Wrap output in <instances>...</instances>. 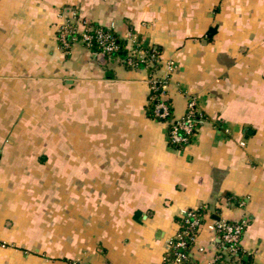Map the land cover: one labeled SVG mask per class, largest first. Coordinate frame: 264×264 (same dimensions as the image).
I'll use <instances>...</instances> for the list:
<instances>
[{
    "label": "crops",
    "instance_id": "obj_1",
    "mask_svg": "<svg viewBox=\"0 0 264 264\" xmlns=\"http://www.w3.org/2000/svg\"><path fill=\"white\" fill-rule=\"evenodd\" d=\"M68 8L160 47L173 115H206L187 144L148 114L144 66L62 46ZM186 208L191 260L165 263ZM216 217L247 218L264 264V0H0V264H212Z\"/></svg>",
    "mask_w": 264,
    "mask_h": 264
},
{
    "label": "built area",
    "instance_id": "obj_2",
    "mask_svg": "<svg viewBox=\"0 0 264 264\" xmlns=\"http://www.w3.org/2000/svg\"><path fill=\"white\" fill-rule=\"evenodd\" d=\"M60 16L63 20L57 28V39L63 47H67L73 41H80L85 46L91 48L93 45V38L101 47L102 52L115 51L118 48V44L115 42L114 34L110 30L111 27H98L94 29V32H90L92 29L88 26V20L83 18L78 10L75 8L64 9L60 12ZM128 46L130 47V55L128 58L129 64H134L132 55L137 54L142 60L145 57V53L141 48H137L140 44L139 41L132 35L128 37ZM94 53H96L93 50ZM161 51L156 46L151 47V54L148 57V63H161L160 58ZM173 65L167 64L168 72L162 75L154 73L152 78H149L151 83L150 87H156L154 84L157 78L160 80L158 85L161 91L160 99L154 104V114L158 119L170 124L168 126V140L171 145L181 146L187 144L191 137L195 134L194 129L197 123H202L204 119L200 117L202 113L201 109L197 105L194 96H188L186 102V109L181 117H175L170 112V104L164 99L165 89L168 83V73ZM242 205L244 200H240ZM199 208H186L182 209L178 215L182 218L180 228L169 240L166 252L163 255V261L165 263H181L188 257L189 248L193 247L195 240L199 233L200 227L203 224L204 215L198 210ZM247 224V218L243 217L239 220H226L224 218H211L208 223L209 229L213 233V239L222 240V242L228 244V247L232 250H236L239 246L240 237ZM200 249H202L200 247ZM173 252L171 253V251ZM192 250V249H191ZM219 255L214 254L212 263ZM74 264H79L74 262ZM224 264V263H220ZM242 264V263H239Z\"/></svg>",
    "mask_w": 264,
    "mask_h": 264
},
{
    "label": "trees",
    "instance_id": "obj_3",
    "mask_svg": "<svg viewBox=\"0 0 264 264\" xmlns=\"http://www.w3.org/2000/svg\"><path fill=\"white\" fill-rule=\"evenodd\" d=\"M88 26L91 27L92 29L90 30V32H94V29L98 28V27H107L103 24H100L98 22L92 21V20H88ZM110 30L113 32L114 34V38H115V42L118 44V48L115 51H111V52H102L101 51V47L98 45V43L96 42V40L93 38V45L91 48H89L91 51H95L96 53H101L104 56H118L121 58V60L123 61V63L126 66L129 67H134V66H144L147 71H148V78H152L154 73H156L158 71V69L161 66V63H148V57L151 54V47L154 45L156 46V48H158L160 50V47L156 44H147V45H141L139 44L137 46V48H141L143 50V52L145 53V57L142 60L141 58L138 57L137 54H134L131 56V58L134 61V64H129L128 63V58L130 55V47L128 46V40L122 36H120L119 34H117V32L113 29L110 28ZM213 28L210 29L209 35L212 34L213 32ZM57 36V34H56ZM137 41H139L138 39H136ZM158 81H156L154 84L156 85V87H150L151 83L149 82V94H148V106H147V112L150 116L158 119V117L155 116L154 114V104L156 101H158L160 99V88H159V84H160V80L157 78ZM168 104H170V112L172 113L170 116H173V112H172V104H171V100L169 98L164 99ZM202 111V110H201ZM200 117L202 119L205 120L206 115L204 114V112L202 111V113L200 114ZM161 120V119H158ZM167 125L169 126L170 124L167 123ZM200 126V123L196 124V128L194 129L195 133L198 129V127ZM199 212L201 213V215L205 214V209L204 208H199L198 209ZM204 220V217H203ZM176 222L180 228V223L182 222V218L177 215L176 216ZM178 228V229H179ZM218 244V249L216 250V252L214 254L219 255L217 258L214 259L212 264H220L221 262L224 264H254L251 258L250 254H247L246 251H244L241 246L239 245L237 247V249L234 251L232 249H230L228 247V244L222 242V240H218L216 241ZM192 248H189L188 251V257L183 260L181 263H187L191 260V250ZM173 252V250L171 251V253Z\"/></svg>",
    "mask_w": 264,
    "mask_h": 264
},
{
    "label": "water",
    "instance_id": "obj_4",
    "mask_svg": "<svg viewBox=\"0 0 264 264\" xmlns=\"http://www.w3.org/2000/svg\"><path fill=\"white\" fill-rule=\"evenodd\" d=\"M217 218V217H216Z\"/></svg>",
    "mask_w": 264,
    "mask_h": 264
}]
</instances>
